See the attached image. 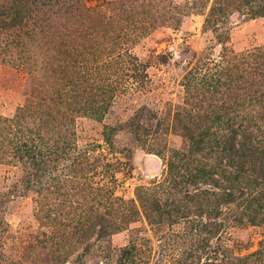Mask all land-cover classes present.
Instances as JSON below:
<instances>
[{"label":"rangeland","instance_id":"obj_1","mask_svg":"<svg viewBox=\"0 0 264 264\" xmlns=\"http://www.w3.org/2000/svg\"><path fill=\"white\" fill-rule=\"evenodd\" d=\"M240 1L0 0V264H264L224 147L264 126Z\"/></svg>","mask_w":264,"mask_h":264},{"label":"trees","instance_id":"obj_2","mask_svg":"<svg viewBox=\"0 0 264 264\" xmlns=\"http://www.w3.org/2000/svg\"><path fill=\"white\" fill-rule=\"evenodd\" d=\"M218 4L221 7L223 6V4ZM239 5L245 6L247 13L251 17L264 15V0H243V2H239ZM254 57L253 72L264 86V49L259 55L256 54ZM230 120V118H227L225 120L226 124L230 125ZM254 128L259 134L246 128L243 123L237 122L235 133L237 138L229 137L226 139L224 147L228 151L233 149L236 157L235 176L237 175L238 177L236 183L239 181V191L243 196L240 202L242 208L238 222L246 219L251 224H258L264 220V126L263 129H259L256 126ZM206 203H204L202 210L204 213L207 212ZM160 206L159 202L152 201L149 205V211L159 213ZM149 211H146V213L149 214ZM215 211L218 213V210ZM257 253L259 254L260 251ZM235 259L240 258L235 257Z\"/></svg>","mask_w":264,"mask_h":264}]
</instances>
